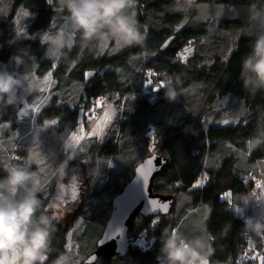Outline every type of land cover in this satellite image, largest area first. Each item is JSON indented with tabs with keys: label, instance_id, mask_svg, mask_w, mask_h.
I'll return each instance as SVG.
<instances>
[{
	"label": "trees",
	"instance_id": "obj_1",
	"mask_svg": "<svg viewBox=\"0 0 264 264\" xmlns=\"http://www.w3.org/2000/svg\"><path fill=\"white\" fill-rule=\"evenodd\" d=\"M6 1L4 6L0 0V65L19 80L28 74L42 78L53 71V75L48 89L38 91L29 85L26 101L35 105L38 118L14 147L1 144L0 116V178L6 175L4 166L32 156V170L51 180L38 196L42 211L53 215L59 178L82 158L98 154L100 159L70 222L72 233L61 219L53 221L45 264H52L61 253L67 264H81L96 250L115 196L134 175L136 165L154 151L169 158L154 191L173 195L174 208L164 216H139L136 241L128 255L113 259L114 264H165L160 249L165 234L173 230L189 239L209 240L213 250L209 264H264V257L257 256L239 262L249 227L231 208L233 203L223 198L227 190L236 201L252 195L256 188L259 191L257 182L264 175V90L246 89L241 76L242 57L252 43L242 34V27L247 29V6L264 0H194L191 5L188 0H138L135 13L145 34L143 45L97 55L95 43L84 46L77 34L76 42L58 59L46 55L49 45L42 43L46 34L69 28L66 11L57 13V0ZM21 9L32 16L18 22ZM55 16L59 27L52 26ZM18 30L27 36L17 35ZM88 71L96 75L87 82ZM166 83L168 88L162 86ZM223 87L238 96L242 106L235 121L220 127L210 140L213 125L208 119L218 115ZM24 88L22 82L16 97ZM169 89L175 90L174 100L166 96ZM34 95L38 98L32 100ZM100 100L114 105L115 117L103 136H87L70 149L75 156L70 158L64 146L68 134L81 123L87 128L95 121L91 113ZM37 130L50 135L42 148L39 143L33 146ZM257 141L258 147L249 153L247 142L255 146ZM253 245L261 246V238Z\"/></svg>",
	"mask_w": 264,
	"mask_h": 264
},
{
	"label": "clouds",
	"instance_id": "obj_2",
	"mask_svg": "<svg viewBox=\"0 0 264 264\" xmlns=\"http://www.w3.org/2000/svg\"><path fill=\"white\" fill-rule=\"evenodd\" d=\"M46 2L51 4L52 0ZM137 3L138 0H57L59 9L66 11L70 27L45 35L47 39L44 37L42 43L49 45L46 55L56 59L64 55V49H70L76 42L77 34L84 46L113 41L120 49L143 45L145 34L140 31L136 17ZM188 3L191 5L194 0ZM247 12V29L243 26L242 34L252 43L250 51L242 57L241 76L246 89L261 91L264 90V3H250ZM17 35L27 36L23 30H18ZM162 86L168 88L167 83ZM21 87V80L13 74L0 73V102L14 104L16 91ZM30 87L34 84L30 83ZM175 95L174 89L166 92L170 100H174ZM258 144L259 141L255 146L247 142L248 152L254 151ZM64 146L70 158H75L69 151L74 147L71 138ZM32 163L33 157L27 155L19 164L4 166L6 175L0 178V264H45L50 253L55 230L53 221L57 217L49 215L46 209L42 211L38 193H42L51 180L33 171ZM63 179L59 178L57 184L61 196L76 199V185H65ZM244 227H249L247 221ZM250 230L264 240V223L257 221ZM160 251L165 264H209L213 252L209 240L189 239L179 230L165 234ZM52 264H67L66 255L59 254Z\"/></svg>",
	"mask_w": 264,
	"mask_h": 264
},
{
	"label": "rangeland",
	"instance_id": "obj_3",
	"mask_svg": "<svg viewBox=\"0 0 264 264\" xmlns=\"http://www.w3.org/2000/svg\"><path fill=\"white\" fill-rule=\"evenodd\" d=\"M7 1L4 0V6L7 5ZM25 13L27 15H25ZM57 13L60 14L61 10L58 8ZM32 14L25 9H21L18 11V22L21 18L31 17ZM58 16H55L52 21L53 27H59L60 23L57 21ZM66 22L69 25V22L66 17ZM70 27V25H69ZM247 27V25H246ZM61 28V27H60ZM67 28V27H65ZM30 33L34 32V29L29 30ZM95 52L97 55L103 54H115L119 52L120 48L115 45V42H110L107 44L103 43H95ZM5 69L3 65H0V73H4ZM53 75V71H50L45 74L44 77L40 78L36 74L22 76L21 82L25 83L24 89H22V93L16 97L15 103L11 105H5L4 103L1 104L0 102V116L4 119L3 123L1 124V144L3 147H14L19 139L25 136L30 129H32L33 125H35L36 119V107L33 104H30L26 101L27 98L31 95V88H29L30 83L34 84V87L38 89V91H43L49 88L51 83V76ZM221 96L222 102L220 107L218 108V115L210 117L208 119V124L213 125V128L208 132V136L211 139H214L215 131L226 125L230 124L229 122L235 121L233 118L240 112L242 106V100L233 94H229L228 90L223 87L221 88ZM19 97V98H18ZM38 96H32V100L37 99ZM101 106V109L99 108ZM99 108V109H98ZM93 116L95 115V121L91 125H87L86 123H81L78 125L77 130H75L72 134H68V140L71 138L74 147L80 145V143L87 137V136H103V134L107 131L110 122L116 115V109L114 105L111 103H107V101L100 100L98 103V107L92 110ZM14 119L11 121H6L5 119ZM67 134V133H66ZM46 136V137H44ZM33 146L43 147L50 141V135L47 132H42L37 130L35 136L33 138ZM35 144V145H34ZM40 150V149H39ZM155 153V151L153 152ZM99 156L98 154H91L86 158H82L75 162L70 169L68 170L66 176H64L63 183L65 185H70L74 183L76 186L79 187V192L76 199H70L68 196H61L59 189L57 188L55 194L53 195L52 204H51V212L54 216L58 219H61L65 225L70 229V234L72 233L73 226L70 224L72 221L75 212L77 211V207L81 203V199L86 197V194L89 190V187L96 176L98 165H99ZM84 192L85 196H82ZM262 200H260V190H256L257 199H259V203L264 201V190H262ZM230 195L232 199L230 202L233 204L231 208H239L240 204L234 200L232 192L227 190L223 198L227 199ZM240 209L237 214L243 216L244 212ZM258 210H261V206H259ZM208 216V215H207ZM69 222V224H68ZM70 236V235H69ZM70 236V240H71ZM72 247V243H69V248Z\"/></svg>",
	"mask_w": 264,
	"mask_h": 264
},
{
	"label": "water",
	"instance_id": "obj_4",
	"mask_svg": "<svg viewBox=\"0 0 264 264\" xmlns=\"http://www.w3.org/2000/svg\"><path fill=\"white\" fill-rule=\"evenodd\" d=\"M171 42L172 39L168 40L163 48H167ZM95 75L96 71H88L86 81H90ZM168 164V157L155 152L136 165L134 175L121 187L113 200L111 214L96 250L81 264H114L113 259L128 255L136 241L135 220L139 216H164L172 212L176 198L154 191L155 180ZM153 201L156 203L153 204Z\"/></svg>",
	"mask_w": 264,
	"mask_h": 264
},
{
	"label": "crops",
	"instance_id": "obj_5",
	"mask_svg": "<svg viewBox=\"0 0 264 264\" xmlns=\"http://www.w3.org/2000/svg\"><path fill=\"white\" fill-rule=\"evenodd\" d=\"M219 130H220V128H218L215 131V133L213 135L214 138L217 137ZM256 190L258 191L257 188H256ZM256 190L252 195L244 194L243 196H241L237 200L238 203L240 204V207L235 209L236 212H238L240 209H242L244 212L243 217L249 223H251L253 220H256V222L259 221V217L264 213V201L259 203V199H257V196H256ZM230 199H232V196L230 198V195H229L227 200L230 201ZM259 206H261V210H258ZM240 216H242V215H240Z\"/></svg>",
	"mask_w": 264,
	"mask_h": 264
},
{
	"label": "built area",
	"instance_id": "obj_6",
	"mask_svg": "<svg viewBox=\"0 0 264 264\" xmlns=\"http://www.w3.org/2000/svg\"><path fill=\"white\" fill-rule=\"evenodd\" d=\"M107 103L109 102L107 101ZM257 187L259 189L264 188V175L259 178L257 182ZM259 221L261 223H264V213L259 217ZM255 223L256 220H253L251 223H249V228L246 232V238H245L246 245L243 249V254L241 255V259L239 260V262L248 259L250 256L264 257V243L262 242L261 246L253 245L254 241L259 238V236L255 232L250 230L251 226L254 225Z\"/></svg>",
	"mask_w": 264,
	"mask_h": 264
},
{
	"label": "bare ground",
	"instance_id": "obj_7",
	"mask_svg": "<svg viewBox=\"0 0 264 264\" xmlns=\"http://www.w3.org/2000/svg\"><path fill=\"white\" fill-rule=\"evenodd\" d=\"M259 190H260V200H262V196H263L262 190H264V188L263 189H259Z\"/></svg>",
	"mask_w": 264,
	"mask_h": 264
},
{
	"label": "flooded vegetation",
	"instance_id": "obj_8",
	"mask_svg": "<svg viewBox=\"0 0 264 264\" xmlns=\"http://www.w3.org/2000/svg\"><path fill=\"white\" fill-rule=\"evenodd\" d=\"M76 191L77 193L80 191L78 186H76ZM82 196H85L84 192L82 193Z\"/></svg>",
	"mask_w": 264,
	"mask_h": 264
},
{
	"label": "snow or ice",
	"instance_id": "obj_9",
	"mask_svg": "<svg viewBox=\"0 0 264 264\" xmlns=\"http://www.w3.org/2000/svg\"><path fill=\"white\" fill-rule=\"evenodd\" d=\"M25 15H27L26 13H25ZM45 39H47V37H45ZM149 163H151V162H149ZM156 202L155 201H153V204H155ZM165 208H166V205L164 206Z\"/></svg>",
	"mask_w": 264,
	"mask_h": 264
}]
</instances>
